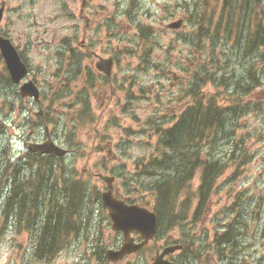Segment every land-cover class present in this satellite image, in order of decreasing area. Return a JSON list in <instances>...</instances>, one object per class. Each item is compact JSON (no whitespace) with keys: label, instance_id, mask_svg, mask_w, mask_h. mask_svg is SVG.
<instances>
[{"label":"rangeland","instance_id":"obj_1","mask_svg":"<svg viewBox=\"0 0 264 264\" xmlns=\"http://www.w3.org/2000/svg\"><path fill=\"white\" fill-rule=\"evenodd\" d=\"M223 5L224 0L207 6L202 0H0V35L21 53L28 79L41 91L52 140L69 150L49 160L36 217L34 209L29 213L32 196L26 211L16 212L17 201H7L13 182L27 195L37 183L35 166L23 156L27 143L45 136L29 112L35 103L20 99L0 57V264H105V251L120 246L122 235L111 230L93 193L106 190L103 176H113L115 194L156 214L153 184L185 159L171 156L160 136L181 116L186 120L194 104L190 88L204 102L214 100L223 116L222 130L212 144L202 142L200 155L231 153L233 159L218 176L201 220L193 218L201 173L196 168L175 202L180 211L187 201L188 218L169 225L172 218L161 209L154 240L115 264H152L156 250L176 243L199 254L177 251L168 256L176 264H264V0ZM178 20L179 28H167ZM98 57L114 59L105 87L95 68ZM150 163L157 167L148 176L142 170ZM79 178L87 193L77 233L50 262L35 260L32 243L43 207L60 203L63 183ZM229 228L233 243L221 246L220 254V235Z\"/></svg>","mask_w":264,"mask_h":264},{"label":"trees","instance_id":"obj_2","mask_svg":"<svg viewBox=\"0 0 264 264\" xmlns=\"http://www.w3.org/2000/svg\"><path fill=\"white\" fill-rule=\"evenodd\" d=\"M202 1L205 6H207L210 0ZM226 5H228V0H224L223 7ZM202 22H204L203 19ZM257 33H259V31H257ZM253 43L254 42L251 43L250 48ZM192 84V86H195L198 83ZM189 94L193 97L194 104L187 110L186 120L181 116L179 123L173 125L171 128L163 130V134L160 136V141L164 147L171 148L170 155L175 152V154L178 153L177 156L184 155L185 159L181 160L179 165H174L172 175L170 174L162 181L153 184V192L157 193L158 197L157 207H155L156 210L154 209L158 220L157 231L161 209L165 212L167 211V214L171 216L172 219L168 222L169 225L188 218V210L186 206L187 201L181 204V207L185 210L180 211H176L175 202L180 193L186 188L188 182L192 179L193 172L196 168H199L201 173L200 184L197 189L199 204L193 213V218L201 220L206 203L216 188L218 176L223 169L228 167V162L233 159L231 153L218 158L212 157V155L207 157H202L200 155L199 148L202 146V142L203 144H212L216 139L217 133H220V130H222V110L216 106L215 101L212 99L204 102V97L201 98L193 88L189 89ZM225 153H227V151ZM24 157L28 159V165L31 169L35 166L34 173L36 174L37 183L35 186L32 185L31 187H28L29 190H33V193L31 192L27 195L25 190H22L16 185V181H14L16 178L14 177L13 188L7 201L13 203V201L16 200L18 206L16 212H18L19 209L21 212H24L26 211L25 206L29 203V199L32 196V207L30 208L29 213L34 209L36 217V213L38 212L36 202L39 199V188L46 176L50 175L51 169L48 167V164L49 160H52L54 157H41L30 152L25 153ZM155 167H157L156 164L150 163L149 165L144 166V171L142 170V172L145 175L150 176L155 172ZM86 193L84 180L81 178L70 179L65 181L61 187V202L55 203V201H52L49 206L43 207V211L41 212L43 216L38 225L39 227H37L38 229L32 243V255L35 260L50 262L63 248V245L69 236L77 233L78 223L76 217L79 209L83 205ZM93 194L94 198L100 202L99 193L94 192ZM130 202L136 203V201ZM232 236L233 233L230 228L223 231V234L220 235V241L217 244V251L220 254L223 253V249L220 248L221 246L227 244V247H230L233 243ZM184 245L183 250L185 252L191 249L187 244ZM190 251L195 257L199 258L197 250L192 249ZM229 251L232 253V250Z\"/></svg>","mask_w":264,"mask_h":264},{"label":"water","instance_id":"obj_3","mask_svg":"<svg viewBox=\"0 0 264 264\" xmlns=\"http://www.w3.org/2000/svg\"><path fill=\"white\" fill-rule=\"evenodd\" d=\"M3 8H0V21L2 18ZM181 26V20L175 21L167 25L170 29H177ZM0 55L5 63L9 78L14 85H19L27 75V68L21 61L16 49L9 39L0 36ZM111 59H100L96 64L99 71L110 75ZM19 95L23 98H33L39 103V91L32 81H26L18 87ZM36 116H42V110L39 109L35 113ZM47 140L44 143H31L28 145L29 150L40 155L53 154L63 156L66 150L56 146L49 137L47 128H44ZM107 190L101 194V200L104 208L107 210L111 220V229L120 231L123 235V244L118 250L109 249L106 252L107 264L115 263L122 260L125 256L138 251L149 240H151L156 232V215L155 213L140 207L136 204H126L124 201L115 198L112 194V177H105ZM138 233L142 241L136 243L134 238L130 237L132 233ZM181 249V245H171L164 247L161 252L156 253L152 264H175L165 259L169 254Z\"/></svg>","mask_w":264,"mask_h":264},{"label":"flooded vegetation","instance_id":"obj_4","mask_svg":"<svg viewBox=\"0 0 264 264\" xmlns=\"http://www.w3.org/2000/svg\"><path fill=\"white\" fill-rule=\"evenodd\" d=\"M80 46L82 47V48H84V50H86L87 51V49H88V46H86L85 44H84V41H82L81 43H80ZM84 53V52H83ZM21 57H22V60L25 62V59L23 58V56L21 55ZM84 58L86 57V54H84V56H83ZM83 57H81V59L83 58ZM99 58V57H98ZM97 58V59H98ZM96 64V63H95ZM102 79L104 78L103 76H100ZM103 87V86H102ZM102 87H101V89H102ZM40 99H41V94H40ZM30 111V110H29ZM31 112V111H30ZM43 120H44V118H43ZM43 123V122H42Z\"/></svg>","mask_w":264,"mask_h":264},{"label":"bare ground","instance_id":"obj_5","mask_svg":"<svg viewBox=\"0 0 264 264\" xmlns=\"http://www.w3.org/2000/svg\"><path fill=\"white\" fill-rule=\"evenodd\" d=\"M225 43V42H224ZM226 50V48H225ZM236 77V76H235ZM261 78V77H260ZM244 82V81H243ZM262 82V81H261ZM242 83V82H241ZM230 143V142H229ZM227 149V148H226ZM225 152V151H224ZM235 152V151H234ZM240 158V157H239ZM171 173V172H170ZM21 187V186H20ZM165 188V187H164ZM18 189V188H17ZM19 193H20V190H19ZM22 193V192H21ZM23 194V193H22ZM24 199V198H23ZM24 201V200H23ZM261 220V219H260Z\"/></svg>","mask_w":264,"mask_h":264}]
</instances>
